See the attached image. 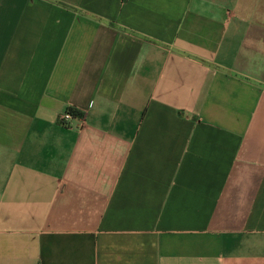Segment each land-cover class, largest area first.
I'll return each instance as SVG.
<instances>
[{"label": "crops", "instance_id": "0c3cea01", "mask_svg": "<svg viewBox=\"0 0 264 264\" xmlns=\"http://www.w3.org/2000/svg\"><path fill=\"white\" fill-rule=\"evenodd\" d=\"M0 264H264V0H0Z\"/></svg>", "mask_w": 264, "mask_h": 264}, {"label": "built area", "instance_id": "2783aa9c", "mask_svg": "<svg viewBox=\"0 0 264 264\" xmlns=\"http://www.w3.org/2000/svg\"><path fill=\"white\" fill-rule=\"evenodd\" d=\"M75 116L72 111L70 109L66 110L65 112H63L60 116H59V122L63 125V126H69V122L71 120H73Z\"/></svg>", "mask_w": 264, "mask_h": 264}, {"label": "trees", "instance_id": "16d2710c", "mask_svg": "<svg viewBox=\"0 0 264 264\" xmlns=\"http://www.w3.org/2000/svg\"><path fill=\"white\" fill-rule=\"evenodd\" d=\"M71 111H72V113H73L75 116H82V115H83L82 113H80V112H78V111H76V110L71 109Z\"/></svg>", "mask_w": 264, "mask_h": 264}]
</instances>
